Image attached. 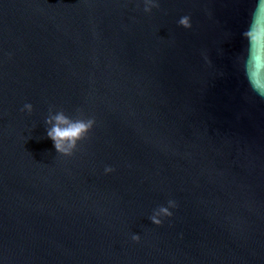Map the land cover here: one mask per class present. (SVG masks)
Wrapping results in <instances>:
<instances>
[{
	"label": "water",
	"instance_id": "95a60500",
	"mask_svg": "<svg viewBox=\"0 0 264 264\" xmlns=\"http://www.w3.org/2000/svg\"><path fill=\"white\" fill-rule=\"evenodd\" d=\"M255 4L0 0V264H264Z\"/></svg>",
	"mask_w": 264,
	"mask_h": 264
},
{
	"label": "clouds",
	"instance_id": "9594fccd",
	"mask_svg": "<svg viewBox=\"0 0 264 264\" xmlns=\"http://www.w3.org/2000/svg\"><path fill=\"white\" fill-rule=\"evenodd\" d=\"M242 35L247 41V48L241 58L240 70L250 90L264 99V0H256L248 27ZM56 120L57 125L48 131V137L53 140L57 151L63 150L62 140L75 142L87 131L83 121L70 123L63 115L57 116ZM155 222L160 223L159 220ZM132 239L138 241L140 237L133 235Z\"/></svg>",
	"mask_w": 264,
	"mask_h": 264
}]
</instances>
